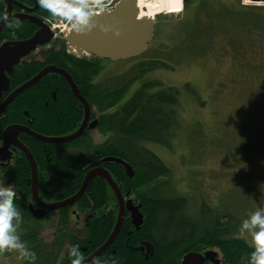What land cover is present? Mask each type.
<instances>
[{"label":"rangeland","instance_id":"rangeland-1","mask_svg":"<svg viewBox=\"0 0 264 264\" xmlns=\"http://www.w3.org/2000/svg\"><path fill=\"white\" fill-rule=\"evenodd\" d=\"M180 2L179 13L153 16V38L143 54L104 59L97 78L121 77L144 59L170 65L145 75L181 91L169 145L149 144L170 169L165 193L184 197L185 215L201 225L211 219L208 208L214 216L220 212L229 236L238 237L241 220L264 203V0H196L188 9ZM47 25H57L56 34L69 31L58 20ZM92 139L101 141L98 134ZM50 217L39 221L47 235ZM0 264L25 262L13 250L0 253Z\"/></svg>","mask_w":264,"mask_h":264},{"label":"trees","instance_id":"trees-1","mask_svg":"<svg viewBox=\"0 0 264 264\" xmlns=\"http://www.w3.org/2000/svg\"><path fill=\"white\" fill-rule=\"evenodd\" d=\"M16 1L26 6L35 5L37 6L35 11L40 17L50 18V14L39 7L36 0ZM194 1L196 2V0H190L191 3ZM183 6L185 5L183 4ZM253 9H246L244 11L250 12ZM25 25L24 30L20 31L19 34L30 30L29 25ZM29 34L31 32H26L25 36ZM56 45L59 46V50L57 51L55 50V45H51L48 48L41 47V65L53 63L58 67H70L79 78L84 76L92 78L103 69V66L101 67L99 64L92 63L91 60L69 54L65 49L63 41L57 39ZM34 64L22 66L21 68L27 70L29 67H34ZM160 68L170 69V65L163 59H144L131 70L124 72L121 77L110 78L109 85L105 86L104 89L96 88L93 84L90 85L91 89L87 93V98L92 111L100 113L102 110L113 109L117 103L118 106L110 113L99 117L101 125L98 130L107 134V138L103 143L100 144V142L96 143L93 141L94 133L92 131L91 133L87 132L82 137L81 140L85 143L88 151L86 156L59 157L58 162L56 161L51 165H47V168H45L43 165L45 157L40 147L42 145L50 146V143L40 142L25 133L20 135L21 142L30 150L35 162L40 166L42 165L38 168L37 175L38 195L41 199L59 201L72 196L79 190L83 177L78 169H76L79 162L73 160L71 161L72 163H64L67 159L79 158L84 161L87 158L91 160L104 156H116V158L122 161L121 174L123 178L119 181L122 183L123 190L139 191L140 189L151 188L153 191H158L154 193L152 200L146 204L150 208L149 221H159L163 226L165 236L168 231L172 234L170 237L172 240L169 238L170 242L165 241L166 246L161 247L162 249L158 251L160 255L173 257L172 255L178 253V257L180 258L185 249L187 251V249L193 247L199 241H195V239L201 237L202 246L204 248H211L210 250L216 256L218 264H247L252 249L243 239L229 236V227L219 219L222 215L220 212H217L216 216H214L213 210L206 208L211 215V219L199 228L197 225H193L194 221L189 219V215H185L184 213L186 208V199L184 197L169 195L163 198L160 196L161 192L159 191L164 190L167 186L166 181L164 182L163 180L170 174V169L150 149L151 146L149 144H160L166 147L169 145L175 133L178 114L177 103L181 94L180 89L175 86L164 85L158 79L145 78L147 73ZM38 69L39 67H36V72ZM29 75H32V73ZM54 76L61 78L56 73ZM122 77L123 79L119 82L118 80ZM49 78H51L50 74L43 77L38 84L43 85L46 79ZM136 80L139 81L138 85L131 87L132 83ZM18 82L16 81L14 84ZM94 87L96 89H93ZM183 87L185 89L188 88L187 85ZM59 93L70 94L66 87L63 90L57 89L55 91L57 97ZM45 94L50 95L49 92L44 91L38 94L34 92V87H32L24 92L19 101H16L17 105L14 106V110L11 107L5 109L0 115V145L2 143L3 131L7 124L13 122L25 123L26 117L22 114L23 109L33 120L31 127L37 133L44 136L56 135V128H67L70 124H75L79 121L80 114L75 111L71 100L65 97L62 101H59L60 104H57V100L55 102L57 108H54L50 105V101L47 106L45 105ZM37 96L42 97L40 102L37 100ZM74 103H76L75 100ZM64 133L65 131H59V134ZM36 146L38 147V155L35 149ZM51 146L59 147L60 145ZM14 158H16L15 164L0 163V182H3L5 186L11 185L20 193V199L16 203L19 211L22 213L23 219L19 227L26 230L23 236L20 235L21 240L29 249L36 252L37 260L35 264H53L57 259V253L60 252V249L62 251V245L65 242L64 228H61V225L56 226L57 232L61 233L58 243H47L45 241L50 236L44 234L45 230L39 226L38 221L40 217L33 215L30 211L33 201L30 169L26 157L23 152H19L15 154ZM124 166L132 169L131 175L124 172ZM108 189L109 187L103 179L93 177L89 180L86 187V191H90L91 193L83 195L80 200L82 204H84L83 201L85 200V205H97L101 197L98 193ZM200 207L204 208L203 206H199V212ZM58 213L62 222L65 221V213ZM158 213H163L160 216V220L157 218ZM31 221L33 222L32 224H30ZM109 231L108 229L106 234L99 239L100 243L105 240ZM56 247L57 250H52ZM178 257L174 258L173 261L171 258V264H177L179 261ZM70 259L72 258L68 255L67 247L63 250L61 264H68ZM113 260L107 257L105 264H109Z\"/></svg>","mask_w":264,"mask_h":264},{"label":"flooded vegetation","instance_id":"flooded-vegetation-1","mask_svg":"<svg viewBox=\"0 0 264 264\" xmlns=\"http://www.w3.org/2000/svg\"><path fill=\"white\" fill-rule=\"evenodd\" d=\"M190 4H192L190 0H185V4H184L185 6H183V8L188 9ZM241 4L242 3H240L239 6H241ZM5 6L7 7V9H9V4L7 3V1L3 0V2H0V12H2L5 9ZM36 7L37 6L35 5L26 6V5L19 3L16 0H12L10 4V16L19 18L20 27L18 29L13 30V29H9L6 25H3V27L0 29V32H1L0 33V47L1 45L5 43L15 45L20 41L29 39L39 29L40 27L39 23H41L42 26H45L54 35H61V34H56L54 32V27L56 28V26L47 25V24H50L53 20L51 18L40 17L35 11ZM20 19H24V20H20ZM25 24L29 25L30 30L23 31L22 33L19 34L20 31L24 30L26 26ZM26 32H31V34L25 36ZM20 35H22L23 37ZM56 44H57V38L51 37V39L47 43L36 46L35 49L31 50L26 56L22 57L19 60V62L14 65L11 73L5 72V75L8 77V80H9L8 89L2 90V92L0 93V99H1L0 105L9 97V95L14 90H16L21 85L25 84L35 75H37L41 70L49 66H55L57 68H61L67 71L68 74L71 76L73 82L75 83L79 93L85 98L87 103L89 102L87 98V93L91 89L90 88L91 84L95 85L96 88H102V89L105 88V82L110 80V78L98 79L97 76L101 74L102 70L97 75L93 76L92 78H89V76L87 77L84 76V77L79 78L76 76V74H74L73 69L70 67L68 68L58 67L57 65L53 63H44L43 65H41L40 63L41 47L44 46L48 48L51 45H55V50L57 51L59 50V46ZM58 44L60 45L59 41H58ZM79 57L85 58L86 60H91L92 63L99 64L101 65V67H102L101 61L104 60V59H100V58H97L89 54L87 55L82 54ZM95 58H97V60H95ZM32 63H35L34 67H29L27 70H25L24 68H21L22 66H26ZM36 67H39L37 72H36ZM30 73H32V75H29ZM48 74L51 75V78L46 79L43 85L38 84L39 81ZM54 74L55 72L45 73V75H43L37 82L29 86L28 88L24 89L23 91L18 93L14 98H12V100L9 102V104L6 106L5 109H7L8 107H11V109L14 110L15 109L14 106L17 105L16 101H19L21 96L24 95V92L27 89H30L32 87H34V92H37L38 94L41 93L42 91L49 92L50 95L48 94L44 95L46 106L49 104V101H50V105L54 108L55 107L57 108V104H60L59 101H62L63 98L66 97L69 100H71L72 106L75 108V111H77L80 114V119L75 124L73 123L70 124V126L67 128L65 127L56 128L57 130L55 131L56 135L49 136V137H64V136L73 134L79 129V127L83 123L85 112H84L83 103H81L73 95L71 87L68 81L66 80V78L60 74L59 75L61 76V78H58L54 76ZM115 75H117V73ZM16 81H19V82L14 84V82ZM64 87H66L69 90L70 94L59 93L57 97L55 95V91L57 89L63 90ZM95 87L93 89H96ZM37 97L38 99L37 98L36 99L40 102V99L42 100V97L41 96H37ZM74 100L76 101V103H74ZM55 102H57V104ZM88 105L90 109L89 118L86 121L85 128L82 134L79 137L75 138L74 140L64 142V143H50V146H46V145L45 146L42 145L41 147L39 146L41 152H43L44 157H45V159H43V161H45L43 164L45 168H47V165H51L55 163L59 159V157L73 156V155L74 156H86L88 151H87V148L85 147V143H83L81 139L82 137H84V135L87 132L91 133L92 131L94 134L100 135L101 137L100 144L106 140L107 134L102 133L98 130L99 126L101 125V119L99 117L107 113H110L114 108L118 106V103L114 105L113 109H108L106 111L102 110L100 111V113H97V112L95 113V111L91 110L90 103H88ZM4 111H2L1 114ZM22 114L24 117H26L25 123H22V122L9 123L5 126L4 131L7 126L11 124H17V125L26 126L32 131L37 132L36 130H34L33 127H31L33 120L30 117V115L24 109L22 111ZM60 130L65 131V133L59 134ZM4 131L2 135V143L0 145V148L4 145V141H3ZM24 133L25 132H19L17 134V137H16L17 142L22 143L20 139V135ZM51 145H60V146L55 147ZM35 149L38 155V147L36 146ZM19 152H23V151L19 148L17 144L11 142L10 144L7 145V151L4 152V155L6 156L3 155L4 157H2L0 154V163L7 162V163L15 164L16 158L14 157H15V154H18ZM73 160L75 162H79L76 169H78L79 173L83 175L82 181L84 177L86 176V174L92 170L103 169L107 171L111 179L114 181V183L118 187L119 192L123 198L124 205L121 206V203L119 202L116 192L114 191L112 186H110V184L103 177H100V176H92L91 178L100 177L107 183L109 189L103 190L100 193H98V195L101 196L102 199L100 197L99 203L97 205H94V206L85 205V200L83 201L84 204H82V201L80 200L81 197L85 194L91 193L90 191H86L85 189L82 196L79 199H77L75 202L68 204L66 206H63V207L43 208L41 214L35 215L34 210L35 209L39 210V208L41 207L37 203H35L32 199L33 202H32V206L30 207V211L33 215L39 216L41 220L44 217H46V215L49 212L51 213V217L48 222L49 224H51L50 229L48 230V232L50 231L49 236H51V242H54V244L55 242L57 243L59 242L58 239L61 233L57 232L58 229L56 226L61 225V228H64L63 231H65L64 236L66 237H65V242L62 245V251L60 249V252L57 253L58 254L57 259L53 264H61L62 259H63V250H65L69 244H78L82 254L86 258V261L90 260L94 256H97V257H100L99 259L101 260L100 261L101 264H105L107 257H110V259H114L115 264H171L173 259L174 258L176 259L179 256L177 253L175 255H172L173 257H165L158 253V251L162 249L161 247L166 246L164 243L165 241L170 242V240H172V238H170L172 236L170 231H168L166 233L167 235L165 236L164 231H163V226L159 223V221L158 222L149 221L150 208L149 206H146V204L152 200V196H154V193L158 191H153V189L151 190V188L150 189H140L139 191H136V190L132 191L130 189L123 190L122 183L120 182L123 178V175L121 174L122 161L116 158V156H111V157L104 156L101 158L91 159V160L87 158L84 161L79 158L78 159L70 158V160L67 159L66 161H64V163L71 162ZM26 161L30 169V179H31V167L29 165V161L27 158H26ZM35 165H36V176H37L38 168H40L42 165L40 166L36 162H35ZM124 168H125L124 170L125 173L129 175V172L127 170V168H129L132 174V169L130 167L124 166ZM165 191L166 189L159 191L161 192L160 196H162L163 198H165L166 196H169L168 194L165 193ZM39 199L41 203H55V202L66 200V199H63L59 201H50V200H45L43 198L41 199L40 197ZM127 200H130V206H138V210L142 214V220L137 226L133 222L131 210L127 208L126 206ZM67 207L69 208L65 209ZM58 212L65 213L66 215L65 221L62 222V219L58 216L59 214ZM161 215H163V213L161 214L158 213L157 218L159 220H160ZM119 217L121 219L120 227L117 231L115 238L108 246L101 249V247L104 245L106 240L109 238V236L115 229V226L117 224ZM38 224L41 227L43 225L42 222H39ZM193 225H197L199 228H201V224H199L197 221H194ZM108 229L110 231L106 235L107 237L105 238V240H103L100 243L99 239L106 234ZM168 230H169V227H168ZM200 238L201 237H198L197 239H195V241L196 240L197 241L199 240V241L198 243L194 244L193 247H191L190 249H187V251L185 249V252L181 254L180 258L178 257L179 261L177 264H181L183 256L189 252H194V253L199 254L200 259H201V264H218L216 256L210 250L211 248H208V247H207L208 249L204 248L202 246V241H200ZM55 249L57 250V247L53 248L52 250H55ZM171 258H172V261H170ZM68 264H71V259L69 260Z\"/></svg>","mask_w":264,"mask_h":264},{"label":"water","instance_id":"water-1","mask_svg":"<svg viewBox=\"0 0 264 264\" xmlns=\"http://www.w3.org/2000/svg\"><path fill=\"white\" fill-rule=\"evenodd\" d=\"M9 4L8 12L10 13V4L12 0H5ZM184 2V0H183ZM94 23L96 24L90 31L83 33H76L68 31L65 35H54L45 26L39 23V29L27 40L20 41L15 45L5 43L0 47V93L2 90L8 89V77L5 72L11 73L15 64L19 60L26 56L31 50L35 49L36 46L47 43L51 37L60 39L65 44L66 51L73 56H80L82 54L93 55L100 59H128L131 57H138L147 50V46L153 38L154 19L149 17H141L138 8L137 0H117L114 6L106 10L105 13L99 14L94 17ZM3 24H0V29ZM55 72L66 78L68 81L73 95L81 102L84 106V119L79 129L64 137H49L37 132L32 131L26 126L11 124L6 127L4 131V145L0 148V154L2 157L4 152L7 151V145L15 143L23 151L26 158L29 161L31 167V192L32 199L41 208L35 209L34 214H41L43 208L63 207L68 204L75 202L79 199L86 189V186L92 176L103 177L112 186L118 197L121 206L124 205L123 198L119 192L118 187L111 179L107 171L103 169H95L90 171L84 177L79 190L70 198L55 202V203H41L38 197L37 188V176H36V165L34 158L30 150L25 147L22 143L17 142L16 137L19 132H25L32 136L34 139L44 143H64L79 137L84 128L86 121L89 118V105L85 98L79 93L75 83L67 71L55 66H49L41 70L37 75L27 81L25 84L14 90L9 97L0 105V114L9 102L18 93L28 88L35 82H37L45 73ZM4 155V156H3ZM129 175L131 171L127 168ZM126 206L131 210L133 222L137 226L142 220V214L138 210V206H130V200L126 201ZM120 217L117 221L115 229L106 240L104 245L101 247L105 248L115 238L117 231L120 227ZM198 261V263H197ZM181 264H201L200 255L194 252L185 254L182 258Z\"/></svg>","mask_w":264,"mask_h":264},{"label":"clouds","instance_id":"clouds-1","mask_svg":"<svg viewBox=\"0 0 264 264\" xmlns=\"http://www.w3.org/2000/svg\"><path fill=\"white\" fill-rule=\"evenodd\" d=\"M36 3L50 14L53 21L66 23L72 32L83 33L96 26L94 17L105 13L111 0H36ZM0 24L13 30L20 27L19 18L10 16L6 6L0 12ZM19 199L17 189L0 182V253L15 250L17 259L25 264H35L36 252L29 249L17 233L23 219L16 203ZM237 235L244 238L252 249L247 264H264V203L241 220ZM67 247L71 264H101L97 256L86 261L78 244ZM111 264H115V261H111Z\"/></svg>","mask_w":264,"mask_h":264},{"label":"bare ground","instance_id":"bare-ground-1","mask_svg":"<svg viewBox=\"0 0 264 264\" xmlns=\"http://www.w3.org/2000/svg\"><path fill=\"white\" fill-rule=\"evenodd\" d=\"M137 2L141 17L153 18L162 12L179 13L182 8L180 0H137Z\"/></svg>","mask_w":264,"mask_h":264},{"label":"built area","instance_id":"built-area-1","mask_svg":"<svg viewBox=\"0 0 264 264\" xmlns=\"http://www.w3.org/2000/svg\"><path fill=\"white\" fill-rule=\"evenodd\" d=\"M112 8V6L111 7H109V9H111ZM109 9H107V10H109ZM57 26V25H56Z\"/></svg>","mask_w":264,"mask_h":264}]
</instances>
